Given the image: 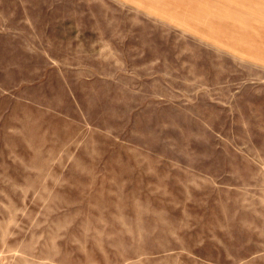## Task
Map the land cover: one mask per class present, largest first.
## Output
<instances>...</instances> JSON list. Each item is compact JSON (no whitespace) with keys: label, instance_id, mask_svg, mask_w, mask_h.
I'll return each mask as SVG.
<instances>
[{"label":"rangeland","instance_id":"1","mask_svg":"<svg viewBox=\"0 0 264 264\" xmlns=\"http://www.w3.org/2000/svg\"><path fill=\"white\" fill-rule=\"evenodd\" d=\"M0 264H264V0H0Z\"/></svg>","mask_w":264,"mask_h":264},{"label":"crops","instance_id":"2","mask_svg":"<svg viewBox=\"0 0 264 264\" xmlns=\"http://www.w3.org/2000/svg\"><path fill=\"white\" fill-rule=\"evenodd\" d=\"M23 51L28 52L27 50H25V48H23Z\"/></svg>","mask_w":264,"mask_h":264}]
</instances>
